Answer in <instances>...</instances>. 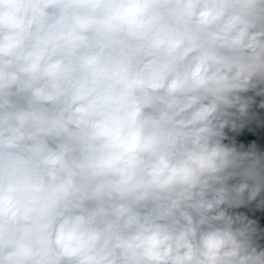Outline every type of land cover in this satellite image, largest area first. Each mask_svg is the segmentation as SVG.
I'll use <instances>...</instances> for the list:
<instances>
[{"label":"clouds","instance_id":"9594fccd","mask_svg":"<svg viewBox=\"0 0 264 264\" xmlns=\"http://www.w3.org/2000/svg\"><path fill=\"white\" fill-rule=\"evenodd\" d=\"M0 264H264V0H0Z\"/></svg>","mask_w":264,"mask_h":264}]
</instances>
